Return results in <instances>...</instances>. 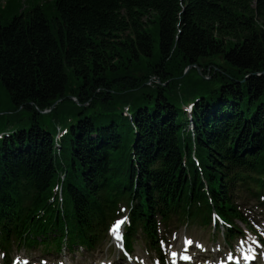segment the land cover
<instances>
[{"label": "trees", "instance_id": "trees-1", "mask_svg": "<svg viewBox=\"0 0 264 264\" xmlns=\"http://www.w3.org/2000/svg\"><path fill=\"white\" fill-rule=\"evenodd\" d=\"M34 2L0 0V112L23 129L0 144V195L19 181L43 201L57 168L81 228L96 178L184 205L207 187L219 201L223 150L264 157V0ZM196 97L185 118L179 106ZM118 100L130 119L109 118ZM50 107L80 121L59 149L38 129ZM193 145L200 171L190 156L182 167Z\"/></svg>", "mask_w": 264, "mask_h": 264}, {"label": "bare ground", "instance_id": "bare-ground-1", "mask_svg": "<svg viewBox=\"0 0 264 264\" xmlns=\"http://www.w3.org/2000/svg\"><path fill=\"white\" fill-rule=\"evenodd\" d=\"M35 4H36V2H34ZM154 79V78H153ZM152 80H150V82H151ZM114 114V113H113ZM119 117H123V118H129L130 117V114L128 113V112H119V113H117V114H114V115H110L109 116V118H114V119H119ZM100 121L102 122V123H105V124H107L108 123V121L105 119V117L104 118H102V119H100ZM75 123V125H74V127L76 126V125H78L79 124V118H77L75 121H74ZM9 125V124H8ZM67 125L68 126H71V122H68L67 123ZM42 133H45V132H49L50 131V127H47V126H42V127H39L38 128ZM128 129L130 130V129H133V128H131V127H129L128 126ZM23 131V129L22 128H17V130L16 129H13V130H10V132H8V131H4V132H2L0 135H1V138H3L5 141H9V140H12L13 139V137L16 135V134H18L19 132H22ZM63 135L64 136H67L68 135V133L67 132H64L63 133ZM122 140L125 142V143H128L129 142V139H127L126 137L125 138H122ZM52 141H53V144H55V142H54V140L52 139ZM131 144H133V143H131ZM134 145V144H133ZM5 167H7L6 165H5ZM33 180H34V178H32ZM20 195H22V192H20ZM35 198H37L36 196H35ZM72 198V197H71ZM4 204H6V205H9V206H12V204L11 203H9L8 201H4L3 202ZM42 203H44V202H42ZM24 209L26 210V213L28 214V213H33V209L31 208V207H29L28 206V204H22L21 203V200H18V201H16V203H14V209L12 210V211H8V212H11V213H15V215L16 216H19V217H21L22 215H23V211H24ZM7 211V210H6ZM243 212V211H242ZM249 212V209H248V211H244V213H248ZM17 221H20L19 219H18V217H17ZM127 224H131V221H127ZM15 226H17V225H15ZM146 227H148V226H146ZM15 228V227H14ZM148 229H150L151 230V227H148ZM8 231H11V230H8ZM183 231V230H182ZM181 231V232H182ZM50 235L53 237L52 238V240L54 241V242H56L57 241V238H56V234L53 232V231H51L50 232ZM168 236H170L169 234H165V233H160L159 235H158V237L159 238H165V237H168ZM128 237V235L126 234L125 235V238H127ZM185 238H191V235H190V232L187 230L186 231V235H185V237H183V238H181L182 240H185ZM62 244H63V246H64V243H63V241H62ZM120 246H126V242H124V240L122 239L121 241H120V244H119ZM121 251V250H120ZM123 252H125V251H123ZM118 253H119V251H118ZM30 258H31V256H30ZM39 262H34V261H31V262H28V264H38Z\"/></svg>", "mask_w": 264, "mask_h": 264}, {"label": "snow or ice", "instance_id": "snow-or-ice-1", "mask_svg": "<svg viewBox=\"0 0 264 264\" xmlns=\"http://www.w3.org/2000/svg\"><path fill=\"white\" fill-rule=\"evenodd\" d=\"M191 107V106H189ZM125 218L123 219H118L117 221H115V223L111 226L110 228V232L113 234L114 239L117 241H121L123 239L122 234L120 232V226L123 223V220H125ZM185 242L187 245H191L193 243V241L189 238H185ZM163 245V241L161 242ZM198 247H202V245L197 244ZM254 253V250H252ZM177 256V252L173 251L171 252V257L173 258V264H175V257ZM231 254H229V259H231ZM254 258V255H248L247 253L244 255V260L248 261ZM181 259L184 261H189L191 259L190 255L187 254V249H185V252L181 254ZM17 262L18 264H28L27 259L23 260L22 262H20L19 258H17ZM158 264V262H157Z\"/></svg>", "mask_w": 264, "mask_h": 264}, {"label": "rangeland", "instance_id": "rangeland-1", "mask_svg": "<svg viewBox=\"0 0 264 264\" xmlns=\"http://www.w3.org/2000/svg\"><path fill=\"white\" fill-rule=\"evenodd\" d=\"M157 45V44H156ZM156 82H158L157 80H156ZM113 113L114 114H117L118 112H116L115 110H113ZM81 249H78L77 251H80Z\"/></svg>", "mask_w": 264, "mask_h": 264}]
</instances>
